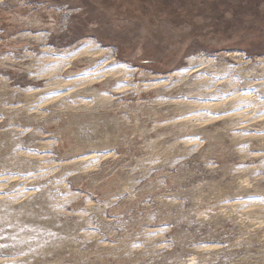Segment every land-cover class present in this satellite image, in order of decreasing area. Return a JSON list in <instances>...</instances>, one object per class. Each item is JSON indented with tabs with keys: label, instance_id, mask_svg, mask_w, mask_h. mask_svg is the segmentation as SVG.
I'll list each match as a JSON object with an SVG mask.
<instances>
[{
	"label": "rangeland",
	"instance_id": "obj_1",
	"mask_svg": "<svg viewBox=\"0 0 264 264\" xmlns=\"http://www.w3.org/2000/svg\"><path fill=\"white\" fill-rule=\"evenodd\" d=\"M0 264H264V0H0Z\"/></svg>",
	"mask_w": 264,
	"mask_h": 264
},
{
	"label": "snow or ice",
	"instance_id": "obj_2",
	"mask_svg": "<svg viewBox=\"0 0 264 264\" xmlns=\"http://www.w3.org/2000/svg\"><path fill=\"white\" fill-rule=\"evenodd\" d=\"M116 66H125L124 64H118V65H116Z\"/></svg>",
	"mask_w": 264,
	"mask_h": 264
}]
</instances>
